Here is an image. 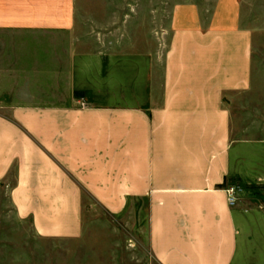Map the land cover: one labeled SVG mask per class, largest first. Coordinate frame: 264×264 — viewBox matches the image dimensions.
<instances>
[{
  "label": "crops",
  "instance_id": "1",
  "mask_svg": "<svg viewBox=\"0 0 264 264\" xmlns=\"http://www.w3.org/2000/svg\"><path fill=\"white\" fill-rule=\"evenodd\" d=\"M106 9L0 0L9 206L37 237L77 241L84 197L110 215L141 201L157 264H247L257 239L264 255L258 212L225 192L264 183V81L240 0L173 3L150 36Z\"/></svg>",
  "mask_w": 264,
  "mask_h": 264
},
{
  "label": "rangeland",
  "instance_id": "2",
  "mask_svg": "<svg viewBox=\"0 0 264 264\" xmlns=\"http://www.w3.org/2000/svg\"><path fill=\"white\" fill-rule=\"evenodd\" d=\"M187 1L203 6L206 0H96L104 3L111 18L126 17L127 28L150 36L161 31L173 3ZM244 27L254 34L253 80L264 81V0H240ZM97 6V5H96ZM102 6V5H101ZM101 8V7H100ZM130 31V30H129ZM150 38V37H148ZM260 88L264 100V84ZM6 81L0 80V102L6 103ZM86 107L85 102L79 103ZM264 111V109H263ZM262 121L261 118H258ZM238 201L264 222V183H237ZM83 234L77 241L47 240L35 235L30 220H21L9 206L0 186V264H157L148 248L147 207L144 202H130L119 215H110L92 200L83 198ZM247 264H264L260 242ZM259 243V244H258ZM262 244V243H261ZM262 247V245H261ZM100 255L94 259L92 254ZM91 254V256H89ZM263 254V253H262Z\"/></svg>",
  "mask_w": 264,
  "mask_h": 264
},
{
  "label": "built area",
  "instance_id": "3",
  "mask_svg": "<svg viewBox=\"0 0 264 264\" xmlns=\"http://www.w3.org/2000/svg\"><path fill=\"white\" fill-rule=\"evenodd\" d=\"M227 195V203L230 207H234L237 200H238V194L241 192V189L236 187H229L225 190Z\"/></svg>",
  "mask_w": 264,
  "mask_h": 264
}]
</instances>
